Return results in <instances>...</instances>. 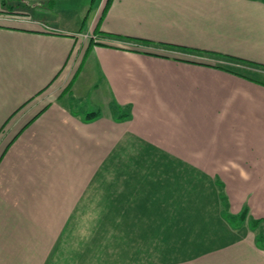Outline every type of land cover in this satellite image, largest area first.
<instances>
[{
    "label": "crops",
    "instance_id": "0c3cea01",
    "mask_svg": "<svg viewBox=\"0 0 264 264\" xmlns=\"http://www.w3.org/2000/svg\"><path fill=\"white\" fill-rule=\"evenodd\" d=\"M0 0V264H264V0Z\"/></svg>",
    "mask_w": 264,
    "mask_h": 264
},
{
    "label": "rangeland",
    "instance_id": "374dc122",
    "mask_svg": "<svg viewBox=\"0 0 264 264\" xmlns=\"http://www.w3.org/2000/svg\"><path fill=\"white\" fill-rule=\"evenodd\" d=\"M9 10H19L32 16H62L74 11L77 13L81 6H97L100 0H2Z\"/></svg>",
    "mask_w": 264,
    "mask_h": 264
}]
</instances>
